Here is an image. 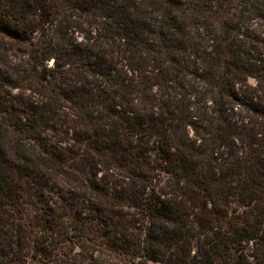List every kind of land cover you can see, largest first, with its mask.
I'll return each mask as SVG.
<instances>
[{
  "label": "trees",
  "instance_id": "trees-1",
  "mask_svg": "<svg viewBox=\"0 0 264 264\" xmlns=\"http://www.w3.org/2000/svg\"><path fill=\"white\" fill-rule=\"evenodd\" d=\"M264 264V0H0V264Z\"/></svg>",
  "mask_w": 264,
  "mask_h": 264
},
{
  "label": "rangeland",
  "instance_id": "rangeland-1",
  "mask_svg": "<svg viewBox=\"0 0 264 264\" xmlns=\"http://www.w3.org/2000/svg\"><path fill=\"white\" fill-rule=\"evenodd\" d=\"M150 264H162L161 262H158V261H151Z\"/></svg>",
  "mask_w": 264,
  "mask_h": 264
}]
</instances>
